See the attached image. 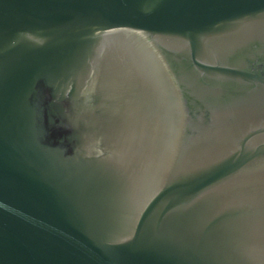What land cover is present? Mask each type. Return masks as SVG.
<instances>
[{"label": "water", "instance_id": "water-1", "mask_svg": "<svg viewBox=\"0 0 264 264\" xmlns=\"http://www.w3.org/2000/svg\"><path fill=\"white\" fill-rule=\"evenodd\" d=\"M0 264H264V0H0Z\"/></svg>", "mask_w": 264, "mask_h": 264}]
</instances>
